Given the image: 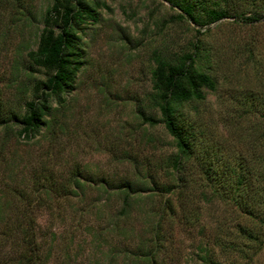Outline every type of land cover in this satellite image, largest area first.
Returning a JSON list of instances; mask_svg holds the SVG:
<instances>
[{
	"label": "rangeland",
	"instance_id": "rangeland-1",
	"mask_svg": "<svg viewBox=\"0 0 264 264\" xmlns=\"http://www.w3.org/2000/svg\"><path fill=\"white\" fill-rule=\"evenodd\" d=\"M89 1L96 19L77 30L81 62L62 101L51 102L47 125L25 137L16 125L0 124V264H31L9 226L24 203L22 224L31 226L38 247L33 264H148L142 251L153 244L157 219L154 264H203V246L220 264H264V223L213 194L195 160L182 180H173L166 166L172 137L160 121H142L137 112L147 109L153 53L185 51L197 37L216 87L185 104V112L225 163L263 161L264 19L243 23L228 15L198 27L164 0ZM50 2L0 0L2 110L22 112L33 83L45 78L42 68L30 67L28 51ZM220 3L229 12L264 13V0ZM145 172L170 190H141L128 213L118 214L120 193L103 191L97 179L137 180ZM73 175L87 179L79 189L65 188ZM43 176L57 189L47 196L37 190Z\"/></svg>",
	"mask_w": 264,
	"mask_h": 264
},
{
	"label": "trees",
	"instance_id": "trees-1",
	"mask_svg": "<svg viewBox=\"0 0 264 264\" xmlns=\"http://www.w3.org/2000/svg\"><path fill=\"white\" fill-rule=\"evenodd\" d=\"M164 1L175 9L176 16L198 27L228 15H233L236 20L243 23L264 19V13L256 9H252L248 14L243 11L229 12L227 7L220 3L221 0ZM88 19H96L95 9L89 0H51L45 7L36 45L28 51V57L33 63L30 67L34 65L42 68L45 78L33 83L30 96L23 101L22 112L15 109L6 111L0 109V124L6 127L16 125V134L25 137L39 132L41 127L47 125L46 117L51 115V102L62 101V94L71 88L79 68L81 48L77 30ZM196 31L199 32V28H196ZM210 60L209 52L197 37L185 51L172 53L155 51L150 70L151 91L147 97V109L140 106L137 112L142 121L150 124L160 121L172 137L175 150L167 156L166 166L173 180H182L181 175L187 169V162L195 160L196 168L213 194L230 199L241 211L264 223V184L255 183L258 181L255 179L264 178V173L261 176V172L257 170L260 164L264 167V160L257 157L250 162V166L247 163L236 166L225 163L220 155L210 150L209 145L203 144L200 138L202 130L197 128L195 121L189 118L184 110L185 104L202 99L205 90L215 89L214 74L209 70ZM256 164L259 165L255 166ZM82 179L87 178L73 175L64 186L73 190L79 189ZM42 180L37 189L39 193L47 196L57 190L51 178L43 176ZM156 183L146 172L137 177V180L120 178L113 183L106 178L97 179V184L103 191L114 189L120 193L122 204L117 213L121 215L128 213L136 203L134 195H138L141 190L155 191L154 187L158 190L161 188L164 191L170 190L169 184L162 183L158 186ZM18 195L22 196V193L19 192ZM25 214L24 203L9 226H12V236L22 245L25 244L27 253H30L26 255L23 252V257L33 264L35 257L39 258V255L36 256L38 247L31 226L27 223L26 226L22 224L27 222L24 219L27 218ZM158 223L157 219L151 240L153 244L149 249L142 251L143 257L149 261L148 264H154L157 253ZM240 230L246 236L255 238L251 231L243 227ZM200 250L203 264H220L206 246Z\"/></svg>",
	"mask_w": 264,
	"mask_h": 264
}]
</instances>
